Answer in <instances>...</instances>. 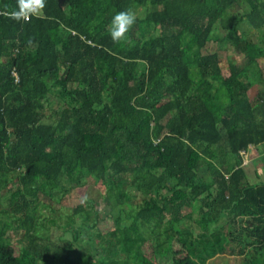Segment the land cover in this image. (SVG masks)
<instances>
[{
    "label": "trees",
    "instance_id": "obj_1",
    "mask_svg": "<svg viewBox=\"0 0 264 264\" xmlns=\"http://www.w3.org/2000/svg\"><path fill=\"white\" fill-rule=\"evenodd\" d=\"M29 8L0 0V264H177L178 242L193 264H264V180L243 153L264 150V91L249 94L264 35L241 31L263 30L264 0H44L30 20L6 14ZM126 9L142 15L114 43ZM229 47L245 64L225 73ZM51 96L62 104L48 119ZM89 183L107 216L89 200L63 225L69 245L42 235L56 220L41 210L56 216Z\"/></svg>",
    "mask_w": 264,
    "mask_h": 264
},
{
    "label": "rangeland",
    "instance_id": "obj_2",
    "mask_svg": "<svg viewBox=\"0 0 264 264\" xmlns=\"http://www.w3.org/2000/svg\"><path fill=\"white\" fill-rule=\"evenodd\" d=\"M241 10H240V7L234 8L233 10L230 11V16H235ZM135 14L136 16L142 15L140 13L139 14L135 13ZM226 18L227 16H225V19ZM241 31L242 32L246 31L247 39L249 41H254V42L262 39L264 35V28L263 30H257L247 23L242 25ZM220 32L222 34H225L224 30L220 29ZM260 62H261V66L263 69L261 68V66L259 68H257L256 66H252L250 68L251 74H253L254 77L256 75V78H255L256 83L254 87L250 89V93H249L252 98H255L253 100V103H257V98H256L257 94L264 91V79L263 80H261L262 78L259 79L260 77L259 71H262V74L264 76V58H262ZM230 64H238L239 66L245 64L244 55L241 52H238L234 47H229L226 53L223 54L221 67H223V70L225 73L229 72ZM61 104L62 103L59 102L57 98L51 96L47 100L46 105H45L46 107H45L44 113L46 117L48 119L55 118L54 116L55 109L58 108L59 105ZM226 144H227V141L224 139L223 146L224 148H226V151H227L228 148ZM260 150L262 151L263 149H260ZM252 151L254 154H251L250 157L246 159V161L244 162V166H245L246 172L248 173L250 177V180L255 182V181L264 179V160L262 161L260 156L257 155V152L255 151V149H252ZM229 154L230 153L228 151L224 153V155H222V156H227V157H224V158L221 157V158L228 159ZM253 155H255V158L252 159L251 156ZM103 197H104L103 186L101 184H96V183H89L87 186L83 188H79V189H75L71 191L70 193L66 195L62 203H53V207L58 208L57 210H59L57 211L58 214L56 216H53L50 212H48L47 209L41 210L49 218L55 219L56 222L55 224H52V225L48 223V227L50 228V230L41 229L40 233L50 238L51 240H53L59 245H65V246L69 245V242L73 241L74 234L71 232H65V230L63 229L64 227L63 225L65 224V222L68 221L69 215L73 214V210L81 204H85L88 207V210L92 212L94 208H92V205L88 203L89 200H92L98 204L97 210L103 214V217L107 216V212L104 211L105 209H104V204L102 200ZM143 198L144 197L140 194L138 196L137 202L141 204ZM95 216H96L95 212H93V217H92L93 222L95 221ZM93 222L92 224H94ZM95 225L96 224H94L93 226ZM98 227L97 226L93 228L91 227L86 232L81 231L80 241L74 242L72 246L77 249L88 248L90 238L92 237L98 238L95 235V233L99 234L100 229L102 230L113 229L115 227V223L113 222L112 219L108 218L107 220H104L102 223H100V226ZM9 232L11 233V231ZM224 259L225 260H221L217 258L215 264H241L240 261L237 260L235 257L225 256ZM176 261H177V264H193L194 259L189 254L186 243L178 242L176 244Z\"/></svg>",
    "mask_w": 264,
    "mask_h": 264
},
{
    "label": "clouds",
    "instance_id": "obj_3",
    "mask_svg": "<svg viewBox=\"0 0 264 264\" xmlns=\"http://www.w3.org/2000/svg\"><path fill=\"white\" fill-rule=\"evenodd\" d=\"M21 2H23V0H21ZM28 4L30 7L39 9L44 6V0H28ZM22 15H26V13H16L14 14V17L19 19ZM136 19V14L132 9L119 11L113 16L110 35L114 43L127 41V34L136 23Z\"/></svg>",
    "mask_w": 264,
    "mask_h": 264
},
{
    "label": "built area",
    "instance_id": "obj_4",
    "mask_svg": "<svg viewBox=\"0 0 264 264\" xmlns=\"http://www.w3.org/2000/svg\"><path fill=\"white\" fill-rule=\"evenodd\" d=\"M39 10H40V8L37 9V8H34V7H30L29 10L25 12L26 15H22V16L25 18V20H30L31 17H32V15H36V14H38ZM2 13H3V12L0 11V14H2ZM6 14L14 15L15 13H7V12H6ZM14 75H15V77L17 78V82H20V77H19V75H18L16 72L14 73Z\"/></svg>",
    "mask_w": 264,
    "mask_h": 264
},
{
    "label": "crops",
    "instance_id": "obj_5",
    "mask_svg": "<svg viewBox=\"0 0 264 264\" xmlns=\"http://www.w3.org/2000/svg\"><path fill=\"white\" fill-rule=\"evenodd\" d=\"M252 149H255V151L257 152V155L260 156V158L262 159L263 161V157H264V150H260V148H255V147H250V150H248L247 152H243L244 153V162L246 161L247 158L250 157L251 154H254ZM256 155V156H257ZM251 158H255V155L251 156ZM264 180V179H263Z\"/></svg>",
    "mask_w": 264,
    "mask_h": 264
}]
</instances>
